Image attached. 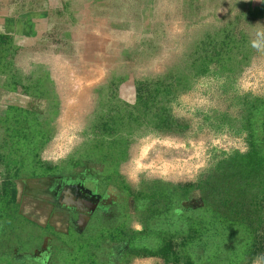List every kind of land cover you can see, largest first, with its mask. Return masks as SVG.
<instances>
[{
	"label": "rangeland",
	"instance_id": "1",
	"mask_svg": "<svg viewBox=\"0 0 264 264\" xmlns=\"http://www.w3.org/2000/svg\"><path fill=\"white\" fill-rule=\"evenodd\" d=\"M65 1L38 43L0 36V200L81 228L41 179L87 162L126 202L99 263L264 264V166L244 162L264 100V0ZM45 244L16 259L48 262Z\"/></svg>",
	"mask_w": 264,
	"mask_h": 264
},
{
	"label": "trees",
	"instance_id": "2",
	"mask_svg": "<svg viewBox=\"0 0 264 264\" xmlns=\"http://www.w3.org/2000/svg\"><path fill=\"white\" fill-rule=\"evenodd\" d=\"M204 68L205 65L202 66V69ZM249 123L251 129L248 140L251 150L248 156H244L245 166L246 168L256 164L264 166V100L254 104L249 115ZM20 174L22 173L19 171L17 176ZM45 174L26 167L22 175ZM184 194L183 197H186L188 193ZM11 203L13 201L0 200V264H84L88 260L101 264L99 259L107 255L111 245V241H105V238L109 236L113 240L119 239L120 234L123 233L122 227L115 223L114 217L108 216L104 221L97 219L92 222L82 232L73 228L69 232L57 231L50 225L41 226L13 210ZM48 237L52 249L48 262L31 258L22 261L16 259V254L31 255L41 250Z\"/></svg>",
	"mask_w": 264,
	"mask_h": 264
},
{
	"label": "crops",
	"instance_id": "3",
	"mask_svg": "<svg viewBox=\"0 0 264 264\" xmlns=\"http://www.w3.org/2000/svg\"><path fill=\"white\" fill-rule=\"evenodd\" d=\"M57 1L58 0H31L32 3H30L27 0H22V2L16 0L13 2H11V0H0V36H4L7 39H13L22 44L38 43L43 36V22H46V18L50 19V13L57 11V7L59 6ZM81 1L84 2L83 0ZM79 2V0H66L63 3L66 6L64 7V9H69L68 5L73 3L79 4ZM84 163L85 168L88 169L86 171L80 168L78 171L74 169L71 172V169L67 170V167H65L64 169L63 167H60L57 168V171H55L54 174H52L50 177L42 178L41 180L45 179L48 182L47 184L50 183L56 186V192L62 191L64 195L71 201L72 204L77 203L83 208H88L90 205L93 204V201L95 200V194H93V189L96 188V183L93 182L95 179L92 177L94 175L96 176L97 173L100 176V172H96L94 169H91L93 167L87 165V162ZM64 171H66L67 174L71 175L69 177V181H67V177L63 176ZM76 179H82V181L87 180V182L95 184H92L93 186L91 187L87 186V188L81 185L83 187L82 188L78 186V182L76 181ZM66 181L67 183L64 184L62 190L60 187ZM77 188H81L85 190V192L78 193L79 191L77 190ZM46 191L47 189H42V193L45 194ZM37 223L41 226H44L39 222ZM48 241L50 242L49 237L46 239L45 243ZM45 243L41 250L35 251L30 256H36L44 250L48 251L46 249Z\"/></svg>",
	"mask_w": 264,
	"mask_h": 264
},
{
	"label": "flooded vegetation",
	"instance_id": "4",
	"mask_svg": "<svg viewBox=\"0 0 264 264\" xmlns=\"http://www.w3.org/2000/svg\"><path fill=\"white\" fill-rule=\"evenodd\" d=\"M99 174H100V176L97 173L96 176L94 175L92 177L95 179L93 182L96 183V188L93 189L94 190L93 194H95V197H94L95 200L93 201L96 205L95 209L92 210L91 213H89V219H87V221L81 226V228L80 227H78V228L72 227L73 229H76L80 232L84 231L88 227L89 224H91L94 221H97V219H98V221H101V220L104 221L106 219V217L108 216V217H114L113 219H114V221H116V220H118V217L122 213L124 214L125 209H126V202L124 201V198L115 199V197L113 195V191H114L113 185L106 178L104 173L100 172ZM63 176L67 177V181H69V179H70L69 177L71 175L67 174L66 171H64ZM67 181L64 183H67ZM76 181L78 182L77 184L79 187L84 186L85 188H87V186L91 187L95 184V183L87 182V180L82 181V179H76ZM63 186H64V184L62 185V187ZM77 190L79 191L78 193H82V192L84 193L85 192V190H83L81 188H77ZM96 201H97V203H96ZM71 208L72 209H69L68 212L72 218V224H73V226H75L76 224H78L76 220L77 219L79 220V217L82 213L80 211H78L76 207H71ZM69 231H70V228L65 232H69ZM49 260H50V258H49Z\"/></svg>",
	"mask_w": 264,
	"mask_h": 264
},
{
	"label": "water",
	"instance_id": "5",
	"mask_svg": "<svg viewBox=\"0 0 264 264\" xmlns=\"http://www.w3.org/2000/svg\"><path fill=\"white\" fill-rule=\"evenodd\" d=\"M60 203L65 204L66 206H76L77 210L82 213L79 217V220L81 219L83 221V224L87 221V219H89V213H91V211L94 210L96 207L94 202L92 205H90L89 208H83L77 203L72 204L71 201L65 195L61 196Z\"/></svg>",
	"mask_w": 264,
	"mask_h": 264
},
{
	"label": "clouds",
	"instance_id": "6",
	"mask_svg": "<svg viewBox=\"0 0 264 264\" xmlns=\"http://www.w3.org/2000/svg\"><path fill=\"white\" fill-rule=\"evenodd\" d=\"M252 47H253L254 49H258V45L255 44V43H253Z\"/></svg>",
	"mask_w": 264,
	"mask_h": 264
}]
</instances>
